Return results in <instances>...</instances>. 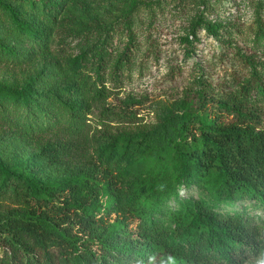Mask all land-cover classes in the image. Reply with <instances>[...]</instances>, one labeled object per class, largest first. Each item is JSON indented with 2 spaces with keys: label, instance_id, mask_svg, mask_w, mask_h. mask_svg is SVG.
Instances as JSON below:
<instances>
[{
  "label": "trees",
  "instance_id": "obj_1",
  "mask_svg": "<svg viewBox=\"0 0 264 264\" xmlns=\"http://www.w3.org/2000/svg\"><path fill=\"white\" fill-rule=\"evenodd\" d=\"M242 1L253 13L248 35L241 24L212 19L218 12L213 0L191 31L195 43L202 29L226 48L220 55L226 68L219 76L209 79L201 70L193 88L154 130L110 138L86 162L81 159L86 141L75 124L94 102L109 97L113 86L122 88L134 71L141 52L134 24L138 3H132L121 29L108 33L90 61L71 63L79 85L54 90L43 73L23 82L0 81L3 127L16 143L33 146L44 165L16 163L0 153V208L10 205L0 210V264L264 260V222H254L244 208L264 211V0ZM67 2L0 0V64L22 70L51 54L49 42ZM175 2L183 8L182 0ZM164 7L162 0L147 6L149 28ZM124 38V48L114 45ZM90 72L95 89L87 91L82 86L86 78L91 81ZM131 107L110 105L105 113L137 119ZM10 109L43 118L54 110L70 123L41 133ZM195 187L205 199L181 196L183 189ZM172 203L178 206L170 209Z\"/></svg>",
  "mask_w": 264,
  "mask_h": 264
},
{
  "label": "rangeland",
  "instance_id": "obj_2",
  "mask_svg": "<svg viewBox=\"0 0 264 264\" xmlns=\"http://www.w3.org/2000/svg\"><path fill=\"white\" fill-rule=\"evenodd\" d=\"M159 1L68 0L49 42L51 54L39 57L33 64L23 67L22 70L0 64V81L17 79L23 82L29 76L43 73L52 82L54 90L79 85L77 77L71 71V63L76 59L90 61L103 45L108 33L121 29V21L126 13L132 10V3H138L139 12L135 15L134 24L140 38L141 52L137 65L132 74L126 76L127 79L122 88L113 86L112 92L108 93L109 97L94 102L89 112L83 115L82 119L77 120L76 130L83 134L81 141H86L82 143L85 146H82L85 152L81 159L86 162L93 158L95 156L93 154L98 152L101 146L106 145L110 138L135 136L154 130L161 120L169 117L171 110L176 109L177 104L184 98V94L193 88L194 83L201 77V70L205 72L206 78L214 80L216 76H219V70L222 67L220 55L226 50L218 41L208 38L202 29L197 30L200 43L193 41L191 31L197 18L208 7L209 0H182L183 8L177 7L175 0H162V2L167 1V7L157 14L156 25L149 28L151 9L147 10V6H153ZM216 1L218 3L215 8L219 13H214L212 19L218 18L220 22H230L231 25L241 24L245 35H248L254 19L252 11L245 8L243 1L213 0V2ZM241 12V20L238 19L240 22L238 23L237 17ZM216 14H221V17ZM148 33L151 34L150 42L147 41ZM124 43H126L125 38L121 42L115 39L114 45L117 47L119 44L120 48H124ZM27 46L30 49L29 45ZM192 46H194V53L188 54L187 50L192 49ZM240 46L243 50L248 49L242 43ZM263 59L261 61H264ZM225 68L226 65L222 67V69ZM90 75L93 76L91 81L87 83L86 78L82 86L87 88V91H91L90 89L93 88L91 84L95 79L93 73L90 72ZM107 87L109 88V85ZM65 98L68 99L67 96ZM138 102H142V105ZM110 105L116 110L123 105H132L131 109L137 114V119L123 118V114L116 111V113H105ZM9 111L21 122L28 120L27 123L33 124L34 128L41 133L61 130L70 123L67 116L54 113V110H51L44 118L36 115L30 117V114L23 109ZM0 153L6 159L14 160L16 163L29 160L34 162V165L44 167L43 162L37 158L38 151L26 142L13 141L1 121ZM45 173L46 176L51 177L49 171ZM181 196L189 200L205 199V195L197 187L192 190L183 189ZM177 206L172 203L169 208ZM7 207L10 205L0 210L5 211ZM239 207L243 206L239 205ZM244 208L249 216L254 218V222L260 224L264 222L262 209L252 205H246ZM258 264H264V260L260 259Z\"/></svg>",
  "mask_w": 264,
  "mask_h": 264
}]
</instances>
